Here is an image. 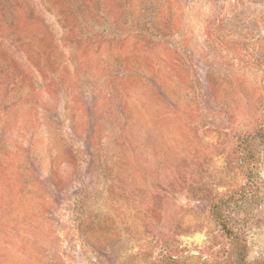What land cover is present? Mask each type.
Instances as JSON below:
<instances>
[{
  "label": "rangeland",
  "instance_id": "rangeland-1",
  "mask_svg": "<svg viewBox=\"0 0 264 264\" xmlns=\"http://www.w3.org/2000/svg\"><path fill=\"white\" fill-rule=\"evenodd\" d=\"M27 3L0 264H264V0Z\"/></svg>",
  "mask_w": 264,
  "mask_h": 264
},
{
  "label": "trees",
  "instance_id": "trees-1",
  "mask_svg": "<svg viewBox=\"0 0 264 264\" xmlns=\"http://www.w3.org/2000/svg\"><path fill=\"white\" fill-rule=\"evenodd\" d=\"M27 2L28 0H0V38L4 42L13 37V35L24 36L27 39L32 31L44 29L30 17ZM214 213L217 219L221 221L226 234L233 235L231 234L233 233L232 230L227 225L226 218L222 216L219 208H216Z\"/></svg>",
  "mask_w": 264,
  "mask_h": 264
}]
</instances>
